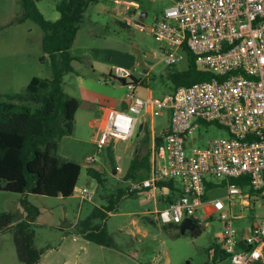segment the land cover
<instances>
[{"label": "built area", "instance_id": "built-area-1", "mask_svg": "<svg viewBox=\"0 0 264 264\" xmlns=\"http://www.w3.org/2000/svg\"><path fill=\"white\" fill-rule=\"evenodd\" d=\"M149 31L170 66L186 61L189 51L198 70L211 72L214 78L144 99L137 94L144 81L135 78L143 76L141 69L115 67L111 79L125 81L128 106L127 110L108 108L95 121L100 127L97 148L101 151L112 142L132 140L140 124L147 127V121L140 120L143 114L154 118L170 110L161 145L153 144L149 177L132 182L129 191L156 203L165 190L159 184L175 181L184 194L155 211L156 219L163 225H180L192 218L203 226L207 219L198 212L212 205L224 223L221 248L229 263L256 264L264 259V220L243 235L232 226L233 220L242 218L232 208L239 200L250 207L252 197L231 180L248 177L249 188L258 193L256 199L264 202V0H175ZM197 121L218 123L230 137L188 153V137L198 127ZM85 161L87 168L95 169V157ZM208 176L226 181L224 198L204 200ZM75 191L83 201L94 200L90 186ZM240 242L250 248L242 249Z\"/></svg>", "mask_w": 264, "mask_h": 264}, {"label": "rangeland", "instance_id": "rangeland-1", "mask_svg": "<svg viewBox=\"0 0 264 264\" xmlns=\"http://www.w3.org/2000/svg\"><path fill=\"white\" fill-rule=\"evenodd\" d=\"M61 1L36 0V4L46 19L56 21L55 18L59 16L56 6ZM119 1L121 3V0ZM125 1L129 2V0ZM115 2L119 5L117 1ZM174 4L175 0H141L133 5V8L129 4V8L136 10L137 21L143 18L144 13H147L144 19L147 26L153 24L166 8ZM114 9L113 0L92 4L85 13L79 42L89 43L91 36L101 34L107 39L104 40L101 37L97 39L95 45L102 43L116 45L119 41L120 44L117 46L131 52L135 50L136 54L134 43H139L142 48L141 59L160 63L152 75L151 87L158 94L164 91L170 93L173 90V83L166 71L168 69L174 73L184 71L187 63L182 62L170 67L161 54V45L147 30L140 31L130 24L129 27L120 28L114 23L111 14ZM23 16L22 0H0V94L2 95L12 94L14 90L22 92L26 88L23 81H15V76L27 69L39 70L40 72L37 73L42 78H46L47 67L40 62L43 56V30L30 20L16 23V20ZM109 35L111 39L116 38L118 41H109ZM25 44L29 45L28 49L23 48ZM154 50L158 52L157 56L154 55ZM163 57L164 60L160 62L158 59ZM155 58L157 59L154 60ZM25 61L27 64H22ZM50 65L49 60L48 70L51 72ZM76 67L77 70L81 69L79 64H76ZM82 71L86 70L82 69ZM79 82L76 72L67 74L65 92L69 96H79ZM4 100L0 97V101ZM170 117L171 111L165 109L154 118L143 114L140 120H146L148 123V129H146L151 132V136L157 137L163 134ZM93 118L79 115L73 134L57 142L55 153L61 161H73L82 166L77 189H83L87 186V182H90V190L95 191L92 202L81 200L76 191L75 196L70 198L0 191V213H11L14 224L25 220L29 214L22 204L23 201H27L39 210V216L30 224L35 237L34 246L41 252L40 260L36 264H214V247L221 245L224 230V223L219 214H215L211 219L215 232H211L207 223H204L202 235L194 238L190 233L181 235L180 229L175 227H165L156 219V214H149L151 210H154L153 203L139 196L122 198L117 202L112 213L106 212L104 219L94 213L96 210H105L111 196L115 198L119 188L126 190L132 183L123 180L122 176L116 177L113 174L116 170L114 157H121V167L127 171L131 162L130 155L136 150L144 135L142 134L139 138V130H137L132 140L116 141L110 151L108 147L99 151L97 143L100 127L98 124L91 126L90 120ZM196 124L198 127L188 137V153H191L193 148H204L216 139L230 137L228 129L218 123L197 121ZM146 145L147 154L153 145L152 137ZM127 146L130 149L128 152L125 150ZM88 156L96 158L94 168L103 174L104 184H100L89 175L90 168L86 167L85 161ZM137 177L142 179L144 174L138 173ZM207 179L215 185L207 190V199L224 198L227 193L226 181L213 176H208ZM245 192L251 195L249 188ZM251 197L250 207H243L239 200L238 204L232 208L233 214L242 215L241 219L233 220L232 223V226L240 233H245L251 225L264 220V202L258 201L256 196L251 195ZM165 207L161 205L159 209ZM198 216L205 219L202 208ZM94 225L108 233L111 240L110 246L99 245L85 238L89 227ZM137 228H140L142 232L138 233ZM107 242L109 243V238ZM0 264H24L18 257L12 227L0 232ZM226 264H229L228 260Z\"/></svg>", "mask_w": 264, "mask_h": 264}, {"label": "trees", "instance_id": "trees-1", "mask_svg": "<svg viewBox=\"0 0 264 264\" xmlns=\"http://www.w3.org/2000/svg\"><path fill=\"white\" fill-rule=\"evenodd\" d=\"M101 1L105 0H62L56 6L60 18L50 21L38 9L36 0H22L24 16L17 19L16 23L30 20L41 27L44 35L40 62L44 64L45 56L49 58L53 77H34L22 92L0 94L5 99L0 101V191L53 198H70L74 195L82 166L73 161H61L55 154L57 142L73 134L75 115L80 107V101L65 92V78L67 74L74 72L73 62L77 58L72 55L71 49L82 27L85 13L92 4ZM130 1L138 3L141 0ZM186 61L187 68L184 71L168 75L173 83V92L180 87L214 78L211 72L198 70L195 56L189 51H186ZM162 135L156 137L157 147L161 145ZM149 139L150 132L146 131L145 144H148ZM150 159L151 151L143 158L134 160L129 168L131 177L127 180H143L144 178L139 179L137 175L150 171ZM88 173L100 184H104L102 173L94 169H88ZM231 182L245 190L250 186L246 176L232 179ZM159 186L170 191L168 203L184 194L182 186L175 181L161 182ZM212 186L215 185L208 182L207 190ZM249 189L252 196H258L257 192ZM132 196L136 194L131 193L129 187L126 190L119 188L117 196H111L107 208L94 213L104 219L106 212L114 211L118 201ZM206 198L205 196L204 200ZM22 204L29 213L27 218L14 224L11 213H0V232L12 227L19 260L24 264H36L40 260L41 252L34 246L35 237L30 224L39 216V210L27 201ZM169 226L179 230V225H165ZM203 228L198 226L194 232L189 233L197 238L202 235ZM85 238L99 245L110 246L108 233L104 229L100 230L99 226L89 227ZM214 249V264H222L228 260L221 245H216ZM256 264H264V259Z\"/></svg>", "mask_w": 264, "mask_h": 264}, {"label": "crops", "instance_id": "crops-1", "mask_svg": "<svg viewBox=\"0 0 264 264\" xmlns=\"http://www.w3.org/2000/svg\"><path fill=\"white\" fill-rule=\"evenodd\" d=\"M115 1H119V0H113L115 9L112 10L111 14L114 18V23L116 25H118L120 28H126V27H129V24H130V25H133L134 28L140 31L144 29L147 30L148 33L151 35L149 28L152 26V24L146 26L145 21H144V19L148 15L147 13H144L142 15L143 18L137 21V12L135 9H132L133 8L132 6L136 4L135 2H131L130 0L129 2L125 0H121V3L119 5H116ZM127 3H129L130 7L132 8H129V4ZM59 18H60V13H59V16L55 18V20L56 19L58 20ZM81 29L79 30L74 46L71 49L72 55L75 56V58H77V60L73 62L74 72L78 74V77L80 80L79 85H78V88L80 90V95L72 96V97H76L80 101L79 110L77 111L75 115V122L78 121L79 115H81V117L83 116H87L89 118L94 117L93 119L90 120V123H91V126H95L96 125L94 124L95 121L98 118H101L104 116L106 109L112 108V109H117V110H127L128 105L126 103V98H125L126 93H127L126 87L118 83L114 79H111V76L113 74L112 70L115 67H124L127 69H133L138 66L141 69L143 76L135 75V78L137 80L143 79L144 81L137 88V94L141 98H144V99L150 98V97L160 98L167 94L172 93V91L170 93H168L167 91H164L158 94L151 87L152 80H153L152 75L160 63H152L150 61L141 59L140 53L142 51L141 50L142 48L140 47L139 43H134L137 54L135 53V50L131 52L129 50L122 48L121 46H117L118 44H120V42L116 38L111 39V35H109V41L117 40L118 44L114 45L111 43L110 44L102 43L100 45H95L94 43L97 42V39L101 37H103L104 40L107 39L105 38V36H102L101 34L96 35V36H91L90 42L85 44L84 42H79L78 40ZM23 48L28 49L29 45L25 44ZM153 53L155 56L158 55V52H156V50H154ZM156 59L157 58H155L154 60ZM158 60L162 62V60H164V57L163 59H158ZM184 62L187 63V61H184ZM22 64H27V63L25 61V63H22ZM44 64L47 67L46 79H51L53 77V71H52V68H51L52 73L48 70L49 58L47 56H45ZM76 64H79L81 66V69L77 70ZM82 69H85L86 71L83 72ZM37 72H40V71L39 70L34 71V70L27 69L24 72H20L18 75H16L15 81L17 82L23 81L24 85H26L27 87L34 77H41L39 73ZM177 72H181V71H177ZM170 73H173V72L168 69L166 71V74L169 75ZM14 92H16V90H14L12 93ZM169 124H170V119L168 121L167 127L163 131V134L168 129ZM146 128L147 127H144L143 131L140 134L138 131L139 138L142 137V134L144 135V137L140 139L136 147V150L132 152V155H130L131 157L130 165L137 158L141 159L146 155L147 145L144 142L145 141L144 138L146 135V131H149L147 130L148 128L147 129ZM151 137H152V141L154 144V141L156 142V137H154L153 135L152 136L150 135V138ZM114 143L115 142H112L109 144L108 146L109 151L114 145ZM152 148H153V145L150 150L151 158H152ZM125 150L126 152H128L130 149H128V146H127ZM121 161L122 160L120 156H116V158L114 157V163L116 165V170L113 172V174L116 175V177L122 176V179L126 180L128 183L134 182L133 180H127L128 177H131L130 172H129V169L125 171L121 167V164H120ZM150 163H151V159H150ZM94 170L97 171L96 168ZM149 172L147 173H145V171L142 172L144 174V179L149 177ZM86 185L91 186V183L87 182ZM169 194H170V191L168 190V188H165L164 191L159 193L158 201L156 203L152 202L154 206V210H151L149 214L154 215L155 211L160 210L159 207L161 205H165L167 207ZM74 196L75 195H73V197ZM136 197H138V195H136ZM205 200L213 201V200H208L207 198ZM202 209L204 212V216L207 220L209 218L212 219V217L215 214H218L217 212H213L212 205L205 206ZM134 224H136V222H134ZM207 225L209 226V230H211L212 232H215V227L211 225V221L208 222ZM137 230H138V233L142 232L140 228H137ZM222 264H226V262Z\"/></svg>", "mask_w": 264, "mask_h": 264}, {"label": "water", "instance_id": "water-1", "mask_svg": "<svg viewBox=\"0 0 264 264\" xmlns=\"http://www.w3.org/2000/svg\"><path fill=\"white\" fill-rule=\"evenodd\" d=\"M118 83L124 85L125 81L124 80H117ZM144 129V125L140 124L139 126V134L143 131ZM198 228L197 223L195 222L194 219L192 218H187L185 219L180 225H179V229H180V233L181 235H185L189 232H194L196 229ZM211 231V230H210ZM212 232V231H211ZM239 246L242 249L248 250L250 247H247L243 242L239 243Z\"/></svg>", "mask_w": 264, "mask_h": 264}]
</instances>
